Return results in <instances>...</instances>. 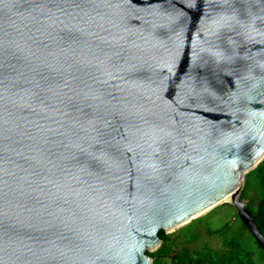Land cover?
Segmentation results:
<instances>
[{
  "label": "water",
  "instance_id": "95a60500",
  "mask_svg": "<svg viewBox=\"0 0 264 264\" xmlns=\"http://www.w3.org/2000/svg\"><path fill=\"white\" fill-rule=\"evenodd\" d=\"M263 160L264 0H0V264H153L225 203L264 250Z\"/></svg>",
  "mask_w": 264,
  "mask_h": 264
},
{
  "label": "trees",
  "instance_id": "16d2710c",
  "mask_svg": "<svg viewBox=\"0 0 264 264\" xmlns=\"http://www.w3.org/2000/svg\"><path fill=\"white\" fill-rule=\"evenodd\" d=\"M240 198L241 200H246V208L264 237V160L246 176L245 185ZM222 207L232 206L226 203L222 204L207 215L214 214L215 211ZM207 215L195 219L191 224L179 230L177 233L167 235L165 232H160L159 237L162 240V245L154 253H148L154 260L153 264H244L242 259L246 257L248 253L243 250V247L238 242L226 237V226L220 229H214L208 226L205 223L208 221V219L205 218ZM202 223L206 224L207 233L209 235L219 236L223 241L222 243L225 246L231 247L232 251L219 253L208 248L190 250L184 243H191L194 241L197 237V232L188 238H183V243L176 242L181 232Z\"/></svg>",
  "mask_w": 264,
  "mask_h": 264
},
{
  "label": "rangeland",
  "instance_id": "374dc122",
  "mask_svg": "<svg viewBox=\"0 0 264 264\" xmlns=\"http://www.w3.org/2000/svg\"><path fill=\"white\" fill-rule=\"evenodd\" d=\"M244 202L246 203V200H244ZM208 213L204 214L203 216H206ZM205 218L208 219V221L205 223L214 229H220L226 226V237L230 240H235L238 242L243 247V250L248 253V255L242 259L244 264H264V250L256 243L255 239L249 233L246 226L237 216L235 210L232 207H222L221 209L215 211L214 214H209ZM206 224L202 223L196 227L184 230V232H181L179 235L180 238L177 237L176 242L183 243V238H188L197 232V237L194 241L191 243H184V245L190 248V250H202L204 248H208L219 253L232 251L231 247L225 246L222 243L223 241L219 236H212L207 233ZM186 226L178 229L175 232L168 233L167 235L177 233Z\"/></svg>",
  "mask_w": 264,
  "mask_h": 264
},
{
  "label": "bare ground",
  "instance_id": "6f19581e",
  "mask_svg": "<svg viewBox=\"0 0 264 264\" xmlns=\"http://www.w3.org/2000/svg\"><path fill=\"white\" fill-rule=\"evenodd\" d=\"M230 199H228L227 201H229Z\"/></svg>",
  "mask_w": 264,
  "mask_h": 264
}]
</instances>
